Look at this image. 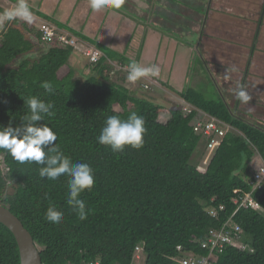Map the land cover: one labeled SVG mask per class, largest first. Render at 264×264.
<instances>
[{
	"label": "trees",
	"instance_id": "16d2710c",
	"mask_svg": "<svg viewBox=\"0 0 264 264\" xmlns=\"http://www.w3.org/2000/svg\"><path fill=\"white\" fill-rule=\"evenodd\" d=\"M128 4L122 9L134 16L132 0H124L122 5ZM146 4L147 17H138L139 21L179 42L196 45L190 37L199 40L202 34L195 33L192 25L204 26L210 0H146ZM3 12L0 9V14ZM40 45L47 44L20 19L10 21L1 35L0 128L23 123L29 114L27 99L51 102L53 115L40 123L55 132L56 144L65 156L74 164L90 165L94 175L93 188L80 197L87 209V219L81 221L67 204L68 177L41 179L37 165L20 164L0 150L4 167L0 205L30 234L42 264H134L137 247L140 264H179L175 260L184 255L207 256L201 244L226 223V230L236 226L240 232L235 245L216 254L214 264H264V183L256 190L251 185L264 165V124L241 117L237 109L240 100L236 98L230 106L213 76L220 92L217 100H209L193 88L180 94L184 103L230 128L200 168L193 157L201 147L208 150L207 141L193 131L197 112L185 115L176 109L167 123L161 124V106L123 88L126 77L122 76L118 85L109 81L108 61L114 57L103 54L96 65L90 64L95 75L80 81L68 67L72 48L48 45L47 53L39 59L26 58ZM197 53L202 57L199 49ZM64 68L68 72L60 77ZM46 84L51 85L50 93ZM133 112L145 121L142 148L126 147L114 153L98 143L108 116L126 120ZM257 154L263 164L254 167ZM247 194L262 211L237 210L234 202ZM52 205L63 213L59 226L45 219ZM211 210L216 217H211ZM178 247L183 249L181 254ZM0 264H20L15 239L2 224Z\"/></svg>",
	"mask_w": 264,
	"mask_h": 264
},
{
	"label": "rangeland",
	"instance_id": "374dc122",
	"mask_svg": "<svg viewBox=\"0 0 264 264\" xmlns=\"http://www.w3.org/2000/svg\"><path fill=\"white\" fill-rule=\"evenodd\" d=\"M132 1L136 7L133 11L137 13L139 19H146L148 11L146 0ZM0 4L6 5L4 7L8 10L12 8L11 6L8 8L7 3L2 0ZM128 7L129 4L122 5L120 9ZM155 22L157 25L161 24ZM41 24L42 22L37 24L32 20L29 25L33 30L38 31ZM192 27L195 33L202 34L199 40H196V36L190 37V42L196 44L192 46L195 52L189 71L192 78H198L194 89L200 91L209 100H217L220 92L212 80L211 76H213L220 91L232 106L236 101L235 93L243 82L244 89L252 99L247 104L239 102L237 107L239 114L252 123L264 124V0H210L204 26L200 27L196 24ZM182 36L186 39V36ZM78 44L85 45L81 40H78ZM85 47L90 46L85 45ZM196 48L201 51L202 57L196 52ZM75 53L86 60L79 52ZM87 63H89L87 60H80L78 64L71 59L69 68L74 69L75 79L84 81V77L88 75ZM67 72L68 68H64L59 72V76ZM146 79H143L144 83H152L150 89L143 95L146 100L150 99L156 104L168 107L163 98L157 94L155 82ZM167 118L170 119V116L160 113L158 122L165 124ZM209 154L210 152H205L201 147L193 157L194 163L204 168ZM254 161V167L262 164L258 154ZM0 172H4L1 157ZM141 258L143 263L142 255ZM134 264H140L139 260L134 258Z\"/></svg>",
	"mask_w": 264,
	"mask_h": 264
},
{
	"label": "crops",
	"instance_id": "0c3cea01",
	"mask_svg": "<svg viewBox=\"0 0 264 264\" xmlns=\"http://www.w3.org/2000/svg\"><path fill=\"white\" fill-rule=\"evenodd\" d=\"M2 1L7 3L8 8L18 2V0ZM26 2L33 12V21L37 24L38 22L50 23L60 31L81 40L90 48L99 49L102 54L114 57L115 60L108 61L109 65H118L120 60L121 62L126 60L124 65L119 64L125 69H128V65L133 61L138 62L141 66H158L160 68L159 77H147L146 80L155 82V86H153L156 88L157 94L163 98L168 107L156 104L150 99L147 100L161 106L163 115L170 116L171 111L180 109L184 102L180 94L187 88L194 89L197 85L198 78H192L189 73L195 52L192 46L179 42L139 21L137 13L134 17L135 15L130 16V13L123 9L116 12L112 9L95 12L90 9L88 0H26ZM2 5L0 4L1 10H8L4 7L6 5ZM23 22L25 23V21ZM9 24L10 21L0 24V39ZM29 24L26 23L27 28L31 29ZM30 40L34 42V36L31 35ZM48 49V45H40L37 51L26 58L39 59L47 53ZM71 59H74L78 64H80V60L86 61L73 51L68 60V67ZM87 64L88 75L84 79L87 76L95 75L91 65ZM72 70L74 71V69ZM123 78L121 75H118L117 78L109 76V81L118 85L120 81H123ZM143 79L134 84L122 83V87L136 97L146 99L143 96L146 92L140 86ZM188 85L193 86L189 87Z\"/></svg>",
	"mask_w": 264,
	"mask_h": 264
},
{
	"label": "clouds",
	"instance_id": "9594fccd",
	"mask_svg": "<svg viewBox=\"0 0 264 264\" xmlns=\"http://www.w3.org/2000/svg\"><path fill=\"white\" fill-rule=\"evenodd\" d=\"M124 0H88L91 10L99 12L105 9L118 11ZM15 19L31 23L33 12L26 0H18L11 9L0 14V24ZM160 68L156 65L141 66L138 62L128 65L127 81L135 83L141 78L159 77ZM46 92H51V85H45ZM236 98L247 104L252 98L249 93L240 87L235 93ZM29 114L23 117V123L18 127L0 128V150L7 152L14 161L24 164L33 163L38 166V175L41 179L55 181L61 176L68 177L67 204L76 212L81 221L87 219L86 204L81 199L84 191H91L94 186L93 169L86 163H73L57 146V135L47 125L40 123L45 116L53 115L54 105L36 97L26 101ZM146 133L143 117L135 112L126 120L116 115L106 118L105 125L98 136V143L108 147L112 152L119 153L126 147L140 149L143 147V137ZM3 165V164H2ZM259 206V205H258ZM46 221L59 226L63 220V213L54 205L49 206L45 213Z\"/></svg>",
	"mask_w": 264,
	"mask_h": 264
},
{
	"label": "built area",
	"instance_id": "2783aa9c",
	"mask_svg": "<svg viewBox=\"0 0 264 264\" xmlns=\"http://www.w3.org/2000/svg\"><path fill=\"white\" fill-rule=\"evenodd\" d=\"M38 33L40 34V40L43 44H56L60 47L72 48L73 51L82 54L91 65H96L104 57L100 50L90 47L86 48L85 45H79L78 39L60 31L57 27L50 23H42L38 29ZM83 49H85V51H82ZM110 66L111 71L108 73L110 77L117 78L118 75L127 77L128 69H125L119 64H110ZM128 83L134 84L130 82ZM140 86L144 91H148L150 89V83L146 84L142 82ZM181 111L185 115H190L192 111L198 113V119L193 125V131L194 133L201 135V137L207 141V150L209 152L214 151L221 144V139L224 137L226 132L230 130V128L222 122L197 111L184 102L182 103ZM263 183L264 165L254 174L253 181L251 183L253 188L252 190L261 188ZM234 203L237 205V210L248 207L251 209L261 210L258 204L252 199L251 194L244 196L240 202L235 201ZM209 213L211 217H216V212L214 210H211ZM227 228H229V224L226 223L219 232H210L207 241L201 244V248L208 251L207 256H194L192 254H188L181 258H177L175 261L179 264H214L216 254H221L225 246L235 245V240L237 238L236 235L240 232L236 226L231 227L230 230H226ZM182 251L183 249L181 247L177 248L178 253L181 254ZM140 252V248L137 247L135 249L134 258L139 260Z\"/></svg>",
	"mask_w": 264,
	"mask_h": 264
},
{
	"label": "water",
	"instance_id": "95a60500",
	"mask_svg": "<svg viewBox=\"0 0 264 264\" xmlns=\"http://www.w3.org/2000/svg\"><path fill=\"white\" fill-rule=\"evenodd\" d=\"M197 51L198 48H196ZM0 224L13 235L19 251L20 264H42L39 251L30 234L23 228L19 220L2 205H0Z\"/></svg>",
	"mask_w": 264,
	"mask_h": 264
}]
</instances>
